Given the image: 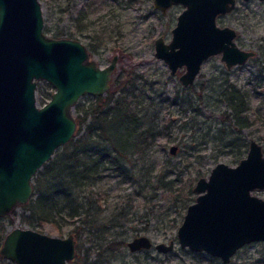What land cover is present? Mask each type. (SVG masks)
Instances as JSON below:
<instances>
[{"label": "rangeland", "instance_id": "1", "mask_svg": "<svg viewBox=\"0 0 264 264\" xmlns=\"http://www.w3.org/2000/svg\"><path fill=\"white\" fill-rule=\"evenodd\" d=\"M40 2L47 35L56 37L59 32L58 37L80 39L101 66L118 55L112 80L120 75L126 91L135 88L134 98L152 106L156 135L144 158L135 159L138 169L134 176L127 177L109 167L96 185L109 196V212L124 209L121 221L108 230L105 239L88 229L74 231L80 223L77 218L64 222L61 234L54 232L50 223L35 228L60 236L74 234L76 259L68 264H264L263 241L243 245L230 262L224 263L206 251L182 247L177 239L187 206L195 200L193 186L197 179L209 175L218 161L238 163L247 154L250 137L264 149V0H237L230 12L217 18L220 25L234 27L238 45L255 50V55L231 68L221 59V53L212 55L188 86L179 79L185 66L172 73L165 60L156 56L154 43L159 35L170 41L183 4H174L163 13L154 6V0ZM229 82L250 93L252 122L241 129L227 117L230 109L222 89ZM121 89H116V95ZM54 90L48 81L38 80V104H44ZM92 98L86 94L78 102ZM73 113L76 117L75 109ZM172 145H177L175 153L171 152ZM255 192L264 197V188ZM104 198L105 194V204ZM23 211L29 212L19 204L8 214V229L30 226L22 219ZM139 234H147L155 242L174 239V250L165 253L152 247L131 251L127 241ZM117 239L123 241L120 247H108ZM2 262L16 264L5 257Z\"/></svg>", "mask_w": 264, "mask_h": 264}, {"label": "water", "instance_id": "2", "mask_svg": "<svg viewBox=\"0 0 264 264\" xmlns=\"http://www.w3.org/2000/svg\"><path fill=\"white\" fill-rule=\"evenodd\" d=\"M237 0H154L165 13L174 4L184 8L172 28V37L155 39V54L165 60L183 85L192 84L203 62L221 53L228 68L246 62L256 51L236 41L237 30L220 25V14L230 12ZM118 63L115 54L101 66L91 58L87 45L73 37H53L44 31L40 0H0V216L34 193L37 171L67 143L77 129L73 109L86 94H105ZM55 90L38 104V80ZM177 151V145L171 146ZM264 149L250 137L247 154L238 163L218 161L209 175L193 186L195 200L188 204L177 229L182 247L206 251L224 263L243 245L264 242ZM74 234H50L30 226L10 228L0 254L16 264H68L76 253ZM129 249L159 252L174 250L171 239L155 242L147 234L128 241Z\"/></svg>", "mask_w": 264, "mask_h": 264}, {"label": "trees", "instance_id": "3", "mask_svg": "<svg viewBox=\"0 0 264 264\" xmlns=\"http://www.w3.org/2000/svg\"><path fill=\"white\" fill-rule=\"evenodd\" d=\"M60 35L58 32L56 37ZM124 84L118 75L111 81L106 94L93 95L91 101L75 104L78 123L75 135L58 147L37 171L33 178V196L23 203L29 212L23 211L22 219L31 227L50 223L52 230L61 234L64 222L77 218L80 223L74 231L88 229L100 238L104 235L105 239L108 230L121 221L124 209L109 212V196L96 185L109 167L127 177L134 176L136 160L144 158L156 135L152 106H145L134 98L135 88L126 91ZM119 87L122 92L116 95ZM222 94L230 109L227 117L233 119L234 127L249 126L252 122L249 91L229 82ZM104 194L105 204L102 202ZM7 216H0V247L9 230ZM122 242L111 241L108 247H120ZM86 254L89 256V252ZM2 261L0 254V264H4Z\"/></svg>", "mask_w": 264, "mask_h": 264}, {"label": "flooded vegetation", "instance_id": "4", "mask_svg": "<svg viewBox=\"0 0 264 264\" xmlns=\"http://www.w3.org/2000/svg\"><path fill=\"white\" fill-rule=\"evenodd\" d=\"M137 236V235H136ZM131 240V239H130ZM129 241V240H128ZM128 241H127V245H128ZM129 247V246H128ZM140 250V249H139ZM132 251V250H131ZM88 253V252H87ZM76 259V253H75V256L73 257L72 260H75Z\"/></svg>", "mask_w": 264, "mask_h": 264}]
</instances>
